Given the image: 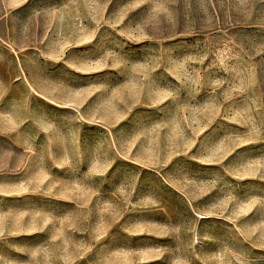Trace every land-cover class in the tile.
Segmentation results:
<instances>
[{
    "label": "rangeland",
    "instance_id": "1",
    "mask_svg": "<svg viewBox=\"0 0 264 264\" xmlns=\"http://www.w3.org/2000/svg\"><path fill=\"white\" fill-rule=\"evenodd\" d=\"M0 59L2 180L12 185L9 172L33 149V191L38 182L37 204L22 209L66 210L61 199L70 197L72 213L102 210L103 225L114 222L110 213L126 207L121 187L147 194L122 167L140 162L152 201L190 202L192 229L164 240L152 202L149 250L139 257L264 264V0H0ZM61 231L8 236L7 246L23 250L12 262L138 258L116 244L90 250L79 235L64 251Z\"/></svg>",
    "mask_w": 264,
    "mask_h": 264
},
{
    "label": "crops",
    "instance_id": "2",
    "mask_svg": "<svg viewBox=\"0 0 264 264\" xmlns=\"http://www.w3.org/2000/svg\"><path fill=\"white\" fill-rule=\"evenodd\" d=\"M1 61V59H0ZM4 88V84L0 79V88ZM32 105V104H31ZM30 105V108H31ZM0 106L2 107V103L0 102ZM3 110L0 109V118L6 115V110L2 107ZM59 109V108H57ZM2 114V115H1ZM22 121V119H20ZM25 120L23 123H26ZM0 135L6 136V133L0 130ZM32 137V136H31ZM23 149L26 148H17L19 152H22ZM29 152L25 160H21L20 164H18L17 168L10 173V175L14 176V183L12 185H5L2 176L8 174L3 170L4 167L1 168L0 162V264H12L13 260L17 257H21V252L23 251L20 247L19 243H12L7 246V237L10 235H23V234H39L46 230L47 234H63L62 243L63 250H70V236L71 235H79L82 238H85V242L92 246L90 250H103L107 244L115 245L110 247L111 250H115V248L119 252H135L138 253V258L130 260V258H126V260H119L117 264H149L150 261L146 260L144 257H139L141 252L145 251V248L148 249L150 245V233L149 230L147 232L144 231L143 227H145L144 221L150 218V204L155 202L154 204L158 205V215L154 218H157L155 221L157 225L161 228V234L166 236L167 238L164 240H170L173 236H178L182 234L184 230L190 233L192 227L190 226V219L192 218L190 212V202L185 200L183 196L178 194L169 195L166 197L154 198L152 201L150 196V182L144 179L143 173L145 171H149L148 167L145 164L140 162H132L126 163L122 167H126L128 169H133L137 172L133 176L131 181V187L137 188H146V193L140 194L135 193L130 194L126 186L121 187L120 191L123 193V204H125L124 208L116 211L115 214L110 213V220H115L114 222L109 221L103 225L102 219L105 215L108 218V214L105 211H99L98 213H92L90 211H85L80 208L77 214L72 213L70 210L71 200L70 197H64L61 199V202L69 209L62 211H47L45 214L41 213L38 209H32L31 211H27L22 209L23 203L30 204L34 201L35 204L38 202V182H35V189L33 191L31 187V181L28 182L27 174H28V166L33 158V149H26ZM30 160V162H29ZM95 192L101 193V186L103 185V176L102 174H96L95 176ZM163 182L165 183V187H173L176 184L168 181L165 178ZM160 183H162L161 179H157ZM122 181H129L127 178ZM98 185V187H97ZM114 184H111V191L113 192ZM142 189V190H144ZM138 190V192L140 191ZM103 197L100 198L99 201L102 200ZM53 199H56L54 197ZM12 201L13 203H18L20 211L18 213H10L8 215L7 210L5 209V202ZM60 200H54L55 204H62ZM80 202V201H79ZM177 202L178 205H176ZM101 203V202H100ZM81 204V202H80ZM121 206V205H120ZM184 213L187 215V222L184 223ZM198 217H206L203 214L198 213ZM148 218V219H147ZM135 223V224H133ZM141 226L142 230H134L132 226ZM196 225V223H194ZM146 237V242L145 241ZM175 239V238H174ZM18 245V246H17ZM9 247H12L11 249ZM163 247H167V244H164ZM101 248V249H100ZM149 250V249H148ZM8 251H16L14 258H11V255ZM135 255V254H132ZM113 261L108 262L106 264H116L114 261L118 259H112ZM157 261V260H155ZM91 264H102L101 262H96L93 260H87V263ZM13 264H23L22 262Z\"/></svg>",
    "mask_w": 264,
    "mask_h": 264
},
{
    "label": "bare ground",
    "instance_id": "3",
    "mask_svg": "<svg viewBox=\"0 0 264 264\" xmlns=\"http://www.w3.org/2000/svg\"><path fill=\"white\" fill-rule=\"evenodd\" d=\"M201 216V215H200Z\"/></svg>",
    "mask_w": 264,
    "mask_h": 264
}]
</instances>
